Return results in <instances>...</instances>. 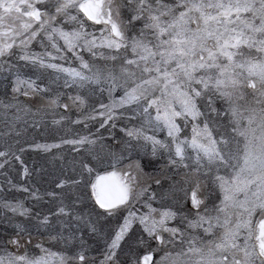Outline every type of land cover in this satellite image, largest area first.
<instances>
[{
  "label": "snow or ice",
  "instance_id": "obj_1",
  "mask_svg": "<svg viewBox=\"0 0 264 264\" xmlns=\"http://www.w3.org/2000/svg\"><path fill=\"white\" fill-rule=\"evenodd\" d=\"M126 7L121 27L112 0H0V173L10 186L0 211L14 229L0 238V264H96L83 233L98 235V219L109 225L99 264H264V0ZM246 89L253 100L241 105ZM105 93L107 103L93 100ZM33 95L44 100L35 110L26 102ZM117 122L120 138L105 145ZM81 124L86 134H52ZM29 129L52 142L21 139ZM29 151L43 153V163L26 165ZM134 152L166 157L183 175L166 188L155 180L156 191L137 188L123 167ZM13 162L21 180L35 171L52 187L42 196L13 184ZM13 192L28 194L29 206ZM31 228L65 250L10 251Z\"/></svg>",
  "mask_w": 264,
  "mask_h": 264
},
{
  "label": "rangeland",
  "instance_id": "obj_2",
  "mask_svg": "<svg viewBox=\"0 0 264 264\" xmlns=\"http://www.w3.org/2000/svg\"><path fill=\"white\" fill-rule=\"evenodd\" d=\"M167 2V0H166ZM113 3V15L114 19L117 20V23L120 24L121 27H123L122 21L128 19V13H127V0H112ZM119 13V15H117ZM140 25L137 24L136 28L139 29ZM89 31H96L95 29H89ZM127 34H131L128 32ZM33 51H41L40 47L36 44L32 46ZM102 51L107 52L106 49H102ZM245 52H247V49H244ZM254 54V50H253ZM84 58L86 60H90L91 58L87 53L84 54ZM94 63H97L99 65H103V61H100L98 58L95 61H91ZM111 66V62H109ZM73 67L76 66L75 63L72 65ZM118 67V66H117ZM24 74L28 75L30 74V69H21ZM5 87V81L4 77L0 75V93L3 92ZM75 94V93H74ZM119 91L115 93V95H119ZM2 98V97H0ZM46 99V98H45ZM93 100L97 102H104L107 103V93H105L104 97H100L99 95L94 96ZM253 96L250 89H246V96L243 100H240L238 103L241 105H246L252 102ZM31 104L33 107V110H35V107L39 103H43L44 100L41 99L39 95H33L29 101H26ZM62 103L67 102L66 98L62 99ZM216 105H220V101H216ZM75 110H73L74 112ZM125 115H129L128 113H125ZM75 115H73V119H75ZM2 120V118H0ZM20 125H17V128L19 129ZM43 127V126H42ZM72 127V133H65L63 128H59L57 130L53 131V135H59V136H68L72 135L75 132H82L83 134H86L83 132L84 125L81 124L79 128L76 126H70ZM96 127H99L97 124ZM122 127L121 122H117L116 128L111 130V133H103L105 140V145H113V140L110 138V135H115L117 139L120 138L121 134L119 132V128ZM89 128L91 131L95 132V128L92 127L91 124H89ZM190 128V126H189ZM3 130L2 124H0V131ZM45 136H47V132H45L43 135H37L36 133L32 132L31 129H29L28 133L21 137V139H27L32 140L36 139L40 143L45 142H52L50 139H45ZM158 136L163 139V133H158ZM116 148H119V145H115ZM98 153L101 151V147L98 144L95 149ZM55 151V150H53ZM65 153L69 151V149L65 148L63 149ZM126 156H128V153H125ZM43 153L33 152L29 151L27 154L24 155L23 159L26 165H28L30 168L35 166H39L43 163ZM123 167L126 170H129L131 174H133L137 179L136 187L139 188L141 186L148 187L149 192L156 191L157 185L155 184V180L159 179L161 183L166 188L168 186V183L171 181L168 179V177H173L174 179H180L181 175L183 173H180L179 175H173V171L169 170V166L167 165V159L166 157L157 155L156 157H152L149 155H144L143 153H132L130 159H125L123 162ZM142 169V171H141ZM19 165L16 164V162H13V167L9 169L8 176L12 179L13 184L16 183H23L27 185L30 189H36L40 195H44L46 190L50 189L52 187L51 183L48 181L47 177H43L42 174H39L35 171L32 172V179L31 180H21L19 175ZM203 180V178H201ZM3 181V174L0 173V188H3V191H0V198H8L9 195V188L10 186L4 185L2 183ZM12 195L16 196L17 198L24 201L25 206L28 207L30 204V201L27 198L26 193L20 192L16 193L13 192ZM212 196H217L218 193H210ZM43 208L47 209L50 207L48 204V198L47 196H44L43 204L41 205ZM154 207L157 205L154 204ZM136 208H139L141 211H143V208L140 204L136 205ZM10 216V213H7L5 211H0V238L7 239V236L9 233H12L14 231L13 224L11 221L6 222L7 217ZM23 219V218H19ZM95 219V216H94ZM173 222H170L172 224ZM97 228L99 230L98 235L93 236L89 233H83L85 235L86 239V246L89 249L87 255L89 257L95 258L96 264H99V260L103 259L101 253L106 249V244L108 242V231H109V225L105 223L104 219H98L97 220ZM191 231V230H190ZM200 235H203L202 232L199 233ZM135 235L131 238H129L127 241H125L122 244V250L119 253V259L122 261L125 259L126 255L128 254L130 248L133 245V240H135ZM210 238V237H206ZM23 247L19 249L10 248V251L16 252L17 254H23L25 250H27L29 255H39V249L35 247L36 244H42L45 248H50L52 251H62L65 250L64 245L58 244L53 241H49L47 239V233H44L43 230L37 231L35 228H31L30 232V240L29 237L25 236L21 241ZM153 246H155L153 242ZM168 249H165L167 251ZM163 255V252L160 253ZM89 264H92V261H89Z\"/></svg>",
  "mask_w": 264,
  "mask_h": 264
}]
</instances>
